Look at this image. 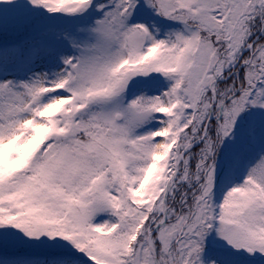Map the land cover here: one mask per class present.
<instances>
[{"label":"snow or ice","instance_id":"1","mask_svg":"<svg viewBox=\"0 0 264 264\" xmlns=\"http://www.w3.org/2000/svg\"><path fill=\"white\" fill-rule=\"evenodd\" d=\"M0 264H264V0H0Z\"/></svg>","mask_w":264,"mask_h":264}]
</instances>
